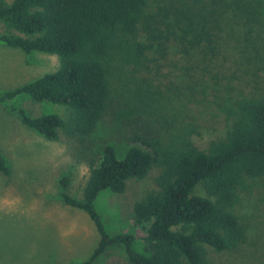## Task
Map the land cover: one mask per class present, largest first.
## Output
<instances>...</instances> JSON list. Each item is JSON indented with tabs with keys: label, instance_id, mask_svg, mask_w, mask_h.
<instances>
[{
	"label": "trees",
	"instance_id": "1",
	"mask_svg": "<svg viewBox=\"0 0 264 264\" xmlns=\"http://www.w3.org/2000/svg\"><path fill=\"white\" fill-rule=\"evenodd\" d=\"M0 23V45L60 62L0 94V103L27 96L68 111L63 119L13 108L25 127L47 140L83 142L105 118L133 114L148 123L124 136L122 156L102 147L79 199L67 193L68 177L59 180L62 203L84 212L98 234L90 256L69 264H94L113 247L127 264H210L211 253L239 250L246 229L237 206L264 178L260 0H0ZM212 110L223 135L199 149L192 137L203 127L200 115ZM154 169L156 188L133 205L146 234L138 251L133 234L107 233L95 201ZM0 174H11L1 151Z\"/></svg>",
	"mask_w": 264,
	"mask_h": 264
},
{
	"label": "rangeland",
	"instance_id": "2",
	"mask_svg": "<svg viewBox=\"0 0 264 264\" xmlns=\"http://www.w3.org/2000/svg\"><path fill=\"white\" fill-rule=\"evenodd\" d=\"M8 3L12 0H5ZM263 10L264 0H260ZM0 23V34L5 33ZM264 37V27L261 30ZM262 57V56H261ZM258 72L264 86V59H258ZM60 67L57 56L44 53L26 55L20 49L0 45V94L13 91ZM216 73V69H214ZM238 80L235 82L236 86ZM251 84L245 88L250 90ZM23 109L31 117L55 114L67 118L68 111L60 105L36 103L27 96L0 103V151L7 160L11 174H0V264H69L85 261L98 242L93 222L82 211L65 206L60 199L59 180L68 177L67 193L79 199L89 176L90 165L100 161L105 145L116 147L122 156L133 129L139 132L145 119L120 114L105 118L83 142L60 136L51 141L25 127L12 111ZM200 134L192 137L199 149L224 132V122L214 110L203 113ZM135 119L132 123L131 120ZM138 128V129H137ZM152 170L142 180L131 179L121 194L101 192L95 201L109 235L133 234L135 247L142 250L146 235L144 225L133 219V205L156 188ZM203 195V192L197 190ZM237 214L246 229V241L237 252L211 253L210 264H264V178L250 194H243ZM94 264H127L122 248H110Z\"/></svg>",
	"mask_w": 264,
	"mask_h": 264
}]
</instances>
